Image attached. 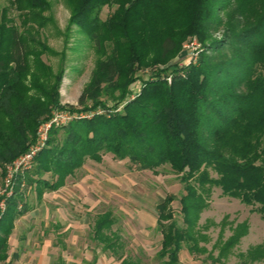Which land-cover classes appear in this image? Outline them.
<instances>
[{"label": "trees", "instance_id": "obj_1", "mask_svg": "<svg viewBox=\"0 0 264 264\" xmlns=\"http://www.w3.org/2000/svg\"><path fill=\"white\" fill-rule=\"evenodd\" d=\"M63 1L71 11L68 27L86 34L96 53L76 106H61L62 71L54 74L43 60L55 55L43 34L49 2L7 0L0 9V175L53 111L86 116L52 127L32 168L15 176L9 197H0V264L18 257L8 254V241L28 208L23 186L39 195L56 190L87 160L100 163L106 154L140 171L167 166L182 185V225L171 207L174 195L155 206L158 264H183L184 248L221 263L248 225L231 229L225 241L221 232L216 257L199 246L205 236L198 221L213 188L264 219V0ZM104 7L114 10L102 19ZM192 40L201 48L186 65L183 46ZM116 225L112 211L96 214L91 240L120 264H143L125 255ZM242 257L262 261L264 246Z\"/></svg>", "mask_w": 264, "mask_h": 264}, {"label": "rangeland", "instance_id": "obj_2", "mask_svg": "<svg viewBox=\"0 0 264 264\" xmlns=\"http://www.w3.org/2000/svg\"><path fill=\"white\" fill-rule=\"evenodd\" d=\"M47 1L49 10L45 15L51 18V23L43 34L55 55H45L43 60L51 66L54 74L62 71L59 87L61 106H76L83 87L90 80L96 53L86 34L75 26L68 27L71 11L67 4L63 0ZM7 4V0H0V9ZM113 10L114 7H104L101 18L105 19ZM13 14L16 15L15 12ZM218 37L216 34L215 38ZM175 60L173 58L171 63ZM135 75L146 78V73L137 72ZM134 89L137 90L136 87ZM3 172L0 175L1 191L5 188L2 184L7 174L6 170ZM45 178L48 179V175ZM74 180L77 185L69 186L70 198H74L67 206L70 219L78 221L81 218L91 225L96 214L112 211L117 219L115 228L120 231L125 255L139 258L143 264H158L156 253L160 249L161 234L156 225L155 206L165 196L176 197L171 207L175 219L182 225L178 199L183 190L177 176L167 166L160 167L156 172L140 171L127 160L118 161L106 154L100 163L87 160L73 177H69V181ZM22 191L26 201L34 206L33 189L23 186ZM244 222L248 225L247 234L240 238L221 263L212 262L207 253L189 254L185 248L179 254L180 261L183 264H264V260L249 263L242 257L251 247L264 246V219L237 199L223 196L219 188H213L208 207L200 214L198 230L205 239L199 240V246L212 251L221 232L222 241H225L232 235L231 229ZM212 255L217 256V249L212 251Z\"/></svg>", "mask_w": 264, "mask_h": 264}, {"label": "crops", "instance_id": "obj_3", "mask_svg": "<svg viewBox=\"0 0 264 264\" xmlns=\"http://www.w3.org/2000/svg\"><path fill=\"white\" fill-rule=\"evenodd\" d=\"M70 185L77 183L68 177L56 190L40 195L34 191V206L27 202L28 208L16 219L9 237L8 254L18 255L15 264H120L111 252L88 240L89 221L70 219L67 206L74 199Z\"/></svg>", "mask_w": 264, "mask_h": 264}, {"label": "built area", "instance_id": "obj_4", "mask_svg": "<svg viewBox=\"0 0 264 264\" xmlns=\"http://www.w3.org/2000/svg\"><path fill=\"white\" fill-rule=\"evenodd\" d=\"M200 48L201 45L196 40H192L183 46L185 52L184 63H186V65L190 62L196 61ZM167 82H170V77L167 78ZM84 117L86 116L83 114L70 113L69 110L53 111L50 119L38 126L33 143L29 145L23 154L18 156L13 162H11V164L5 167L7 174L3 179L2 184L5 188L3 191L0 190V197H3L4 199L9 197L13 190L15 176L17 174H23L25 171L32 168L36 156L46 145L49 131L52 127H61L72 120ZM4 199L0 204L2 210L4 209Z\"/></svg>", "mask_w": 264, "mask_h": 264}]
</instances>
